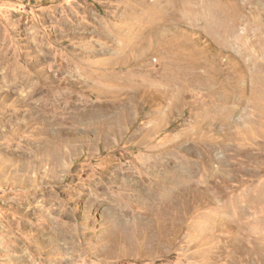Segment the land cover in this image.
I'll return each mask as SVG.
<instances>
[{
  "label": "rangeland",
  "instance_id": "1",
  "mask_svg": "<svg viewBox=\"0 0 264 264\" xmlns=\"http://www.w3.org/2000/svg\"><path fill=\"white\" fill-rule=\"evenodd\" d=\"M0 264H264V0H0Z\"/></svg>",
  "mask_w": 264,
  "mask_h": 264
}]
</instances>
